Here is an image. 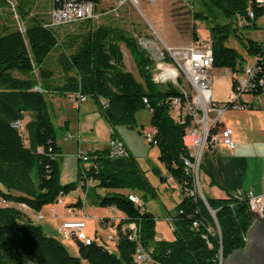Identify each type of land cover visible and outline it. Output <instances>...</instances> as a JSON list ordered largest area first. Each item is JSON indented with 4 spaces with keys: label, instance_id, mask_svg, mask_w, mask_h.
Masks as SVG:
<instances>
[{
    "label": "trees",
    "instance_id": "trees-1",
    "mask_svg": "<svg viewBox=\"0 0 264 264\" xmlns=\"http://www.w3.org/2000/svg\"><path fill=\"white\" fill-rule=\"evenodd\" d=\"M13 1L25 31H19L15 19L14 28L8 24L1 11L7 9L13 15L11 5L9 0H0V264H80L81 259L88 264H142L134 260L136 242L121 231L122 225L129 222L138 226L139 241L151 258L150 264H218L220 252L225 260L233 251L242 249L253 222L246 194L238 197L227 193L224 198L202 194L207 207L198 194H185L181 189L177 194L181 199L171 216L174 239L156 240L153 214L129 199V194L147 189V184L130 154L112 157L108 148L85 151L88 163L82 166L78 176L85 203L90 199V181L94 188L112 190L102 196L93 192L90 201L96 206L114 208L123 215L118 220L99 221L100 225L110 224L116 231L114 251L108 250V242L101 236L100 242L91 238L88 244L75 238L78 256H72L63 243L47 235L40 225L13 206V203L24 204L39 212L75 187L74 183L61 185L58 179L61 148L46 93L67 96L79 93L94 100L110 126L111 137H116L114 130L118 126L137 128L136 113L148 109L159 162L174 184L190 189L194 186L183 162V157L189 156L182 144L189 119L182 122L170 111V98L181 93L171 85L162 88L152 80L150 67L154 63L140 48L138 36L136 39L111 24L94 27L93 21L84 20L74 23L80 33H67L61 42L58 31L66 26H45L48 15L46 19L30 17V7L36 5V0ZM94 1L101 6L102 0ZM207 3L229 22L239 18L232 33L247 54L253 56V61L264 56V43L244 38L240 31L256 29L257 19L264 16V8L256 0H208ZM202 16L201 12L195 13V18ZM109 18L112 17L106 19ZM230 32L228 23H214L210 30L213 70L226 69L229 75L240 71L244 60L234 48L226 46ZM192 37L197 42L194 27ZM121 44L130 52L139 80L126 69ZM52 51L58 52L59 83L54 82L53 71L45 68ZM257 64L260 70L255 78L259 81L264 79V59ZM263 93L264 84L257 83L251 91L253 96ZM100 100L106 104L102 106ZM68 205L80 207L81 198ZM208 226L213 232L207 231Z\"/></svg>",
    "mask_w": 264,
    "mask_h": 264
},
{
    "label": "rangeland",
    "instance_id": "rangeland-1",
    "mask_svg": "<svg viewBox=\"0 0 264 264\" xmlns=\"http://www.w3.org/2000/svg\"><path fill=\"white\" fill-rule=\"evenodd\" d=\"M35 1V0H34ZM108 4H113L115 0L105 1ZM208 0H136V6L133 7L129 4L124 5L120 8V15L114 16L112 18L106 19L107 17H102L99 20L93 21V26H98L99 24H111L117 26L124 30L127 33H130L135 38H141V40L149 39L152 43H157L164 45L170 48H179L187 46L191 43L196 42L192 37V29L198 38L197 41L201 42H210L211 37V26L214 23L219 25L228 23L231 27V32L226 42V46L234 48L241 58L244 60L242 63L252 62L254 60L253 56L247 54L243 45L240 41L233 36L232 31L237 29L238 19L229 22L224 15L219 12L213 6H210ZM207 3V4H206ZM36 5L30 7V17L37 16L43 19L47 18V11L49 8L47 0H36ZM106 5V4H105ZM201 12V18H195V13ZM1 15L4 18H8V24L14 28L15 27V16L10 14L7 9L1 11ZM257 28H243L241 34L244 38H250L259 43H264V17H260L256 21ZM59 39L61 42L64 41L65 35L67 33L76 34L80 33L81 30L77 24L69 25L64 28L59 29ZM137 39V38H136ZM139 42V40H138ZM154 43V47L156 44ZM140 48L148 54L149 51L142 46L139 42ZM121 50L124 55V63L126 69L132 72L133 75L139 80L135 64L132 56L128 49L121 44ZM58 52L52 51L46 59V69L53 71L54 82H61V76L59 68L56 65V58ZM154 63V62H153ZM152 67H150L151 70ZM228 77V71L226 69H214L213 70V96L215 98L224 97L227 93L226 81ZM180 85L184 86L185 81L180 80ZM172 85V84H169ZM168 84H162L160 87L167 88ZM189 90V87L187 86ZM60 98V103L62 104L64 115L75 120L78 114L76 109L71 107V103L65 98L62 94H56ZM264 95V93H263ZM46 102L50 109V96L45 94ZM243 98H248L244 96ZM90 103V102H89ZM52 109V108H51ZM56 113H52L51 117L56 128L57 133V142L61 141L64 145L61 146V156L58 159V179L61 185L74 183L75 187L70 188L68 193L64 195V205H58L56 203H50L44 205L39 211L42 215V219H35V214L33 211L29 212V215L32 217V222L36 225L42 224L44 227L45 223V232L49 236L57 238L61 243H64L67 247L68 252L77 257L78 254L74 251V241L69 239H64L57 232V223H60L64 216H66L65 205L69 202H75L78 196H81L83 193V188L81 181L78 176L79 170H81L83 165H87L85 161L79 160L77 153L71 151L68 144L66 145V140L63 141V130L59 128L56 124V116L58 113L55 108ZM227 113L225 116L227 117ZM150 112L148 109H141L136 114L137 119V129L144 126V128L151 132V126L149 124ZM238 123H241V119L238 117ZM243 122V120H242ZM237 125L239 126V124ZM130 129V128H129ZM137 129H134V132H131L129 140L131 141L132 147V158L135 163L137 172L144 179L147 184V189L135 190L134 194L140 199L143 209H146L147 212H150L154 216V229L156 234L159 237H162L163 240H173L174 234L170 226V218L168 215H173L175 213V207L180 201L181 197L176 195L174 192L173 183L168 181H161V178L165 177L166 170L163 164L158 160V149L154 144L149 143L145 140L144 136L139 134ZM126 140V137H125ZM69 143V142H68ZM66 145V147H65ZM202 169L199 170L198 179L201 186L202 193L205 192L202 189ZM90 196L89 198H94V193L98 195H104L112 192L110 189L105 188H94V183L91 182ZM94 190V191H93ZM205 195V194H204ZM90 199L86 204V211L88 218L85 220L86 228L84 233L95 239L97 242H100L99 236L106 238L107 234L113 232L112 226L108 225L106 228L101 229L97 217H105L109 220L115 218L118 219L119 212H114L107 207H100L93 204ZM54 207V212H50V208ZM118 215V216H117ZM95 234L97 237H95ZM107 248L110 251L115 249V240L110 239L107 241ZM80 264H88L87 261L81 259Z\"/></svg>",
    "mask_w": 264,
    "mask_h": 264
},
{
    "label": "built area",
    "instance_id": "built-area-1",
    "mask_svg": "<svg viewBox=\"0 0 264 264\" xmlns=\"http://www.w3.org/2000/svg\"><path fill=\"white\" fill-rule=\"evenodd\" d=\"M49 8L47 11L48 21L45 26L59 27L78 23L84 20L96 21L102 17L119 16L120 8L124 5L136 6V0H115L113 4H108L102 0L101 6L97 5L94 0H47ZM155 1V0H149ZM264 8V0H256ZM10 9L15 16L16 24L20 32L25 31L24 24L19 20L15 12V3L9 0ZM106 3L105 6L102 4ZM249 16L253 14L249 12ZM264 17V16H263ZM140 44L146 48L149 53L148 56L154 62L151 68L152 80L158 85L172 84L171 86L177 88L181 94L170 98V111L172 115L182 122L186 118L189 123L185 132L182 135V144L189 153V156L183 157L186 172H190L193 178V188H181L173 183V189L178 194L182 189L185 194H198L203 198L199 187V167L201 163V156L206 147L223 144L229 148H234V140L232 136V129L221 125V117L228 109H249L253 108V102L248 100H241L243 96L249 95L258 103L260 96L251 95V91L256 88L258 84H264V79L255 78L260 70L257 62L263 61L264 56L255 58V61L245 63L240 71L230 75L231 88L223 101H218L213 96V67H212V49L211 42L197 41L184 47L170 48L164 43L154 47L149 39L138 38ZM172 69L174 71H172ZM185 81V85H180V80ZM257 81V82H256ZM189 87V90L187 89ZM37 88V87H36ZM38 89V88H37ZM39 90V89H38ZM72 108L78 109L80 104L84 103L88 98L79 93L68 96ZM242 101V102H241ZM103 106L106 104L104 100H100ZM17 126V124H16ZM142 134L149 143H154L153 132L146 129L142 130ZM71 135L68 134L67 137ZM108 151L112 157H126L128 151L124 146L122 140L118 137H111L108 140ZM78 159L88 163L87 154L85 151L78 153ZM171 181V177L169 178ZM173 182V181H172ZM247 204L250 211L256 212L260 217L264 216V193L254 195L247 193ZM129 199L135 203L136 206L142 208L139 198L134 194H129ZM84 195L82 205L74 207L65 205L66 213L69 219L64 220L57 226V232L64 239L73 240L75 238L82 240L88 244L91 241L84 233L85 220L88 215L84 211ZM58 205H64L63 196H59L55 202ZM25 209L31 210L26 205L21 204ZM32 211V210H31ZM34 212V211H33ZM50 212H54V207L50 208ZM36 219H41L42 216L38 212H34ZM170 219V226L172 229V218ZM194 226L197 223L194 222ZM101 228H106L107 225H100ZM107 234L105 241L112 239L116 231ZM122 232H127L129 240L136 242L134 260L142 264H150L151 258L148 252L142 247L139 241V228L133 223L129 222L121 227ZM207 231L213 232L211 227H207ZM221 252L218 254V264H222Z\"/></svg>",
    "mask_w": 264,
    "mask_h": 264
},
{
    "label": "crops",
    "instance_id": "crops-1",
    "mask_svg": "<svg viewBox=\"0 0 264 264\" xmlns=\"http://www.w3.org/2000/svg\"><path fill=\"white\" fill-rule=\"evenodd\" d=\"M245 63L246 62L244 61L243 64ZM230 88V75L228 73L226 81L227 93L224 95V97H217L215 99L218 101L225 100L230 91ZM47 94L48 96H50V113H56L55 108L57 109L59 114H57L56 116V124L63 130L64 133L62 139L63 141L67 139L66 145L68 144L71 151H75L78 155L80 151H87L92 149L100 150L107 148L111 129L104 117L101 115L98 104L94 100L88 98L84 103L80 104L79 108L76 109L78 111L76 119L71 120L70 118L66 117V115H64L62 104L59 101L60 98L56 94ZM64 96L69 101L68 96ZM246 96L248 98L244 99L253 102L255 107L249 109H228L221 117L220 126H227L232 129L234 148H229L226 145L218 144L215 146L206 147L202 153L200 169H202L203 171L202 189L205 192L204 194L206 197L224 198L227 196V193L238 197L243 196L247 193H252L254 195L264 193V95L262 94L260 96V100L258 103H256L252 97L248 95ZM227 113L229 115L226 117L225 115ZM238 117L241 119L240 124L238 123ZM237 123L239 124V126L237 125ZM134 129H129L125 126H118L114 130L115 136L122 140L125 148L128 151V154L130 155L132 154L133 145L131 144L132 140H129L128 137L132 135L131 132H134ZM143 129H145L143 125H141L139 130L137 129L138 133H141L142 136ZM150 130L152 131V128ZM68 134H70L71 136L67 137ZM57 144L60 146V148L61 146L64 147L61 141L57 142ZM169 178L170 177L166 171V175L165 177L161 178V181L172 182ZM212 180L213 183L211 182ZM199 187L201 190L200 184ZM174 192L177 195L175 190ZM78 198L83 199V193L81 194V196H78ZM72 203L74 202H69V204ZM86 204L87 203H85L84 200L83 209L87 214ZM13 206L23 211L29 218L32 219V217L29 215V212L31 210L23 208L21 204L13 203ZM110 210L119 212L114 208H110ZM38 214H40V212H38ZM119 216L120 217H118V219L123 217L120 212ZM171 216L172 215H168L167 217L169 218ZM69 218V215L66 214L62 221ZM102 218L105 217H97V220L100 221V219ZM118 219L113 218L111 220ZM60 223H57L56 227L59 226ZM39 225L45 232V225L48 224L45 223L44 227L42 226V224ZM85 228L86 222L84 230ZM86 236L90 237L87 234ZM155 239L163 240V238L159 237L157 234L155 235ZM247 241L248 239L246 236V243ZM63 245L65 246L64 243ZM74 251L77 252V247L75 244Z\"/></svg>",
    "mask_w": 264,
    "mask_h": 264
},
{
    "label": "water",
    "instance_id": "water-1",
    "mask_svg": "<svg viewBox=\"0 0 264 264\" xmlns=\"http://www.w3.org/2000/svg\"><path fill=\"white\" fill-rule=\"evenodd\" d=\"M203 201L208 207L204 197ZM211 213L214 217L212 210ZM251 216L254 221L246 234L247 243L242 249L233 251L225 260H222V264H264V216L260 217L253 211Z\"/></svg>",
    "mask_w": 264,
    "mask_h": 264
},
{
    "label": "bare ground",
    "instance_id": "bare-ground-1",
    "mask_svg": "<svg viewBox=\"0 0 264 264\" xmlns=\"http://www.w3.org/2000/svg\"><path fill=\"white\" fill-rule=\"evenodd\" d=\"M172 71H174V70L172 69Z\"/></svg>",
    "mask_w": 264,
    "mask_h": 264
}]
</instances>
